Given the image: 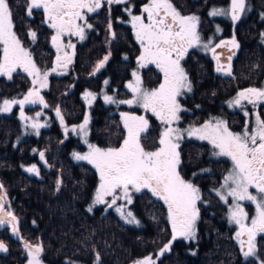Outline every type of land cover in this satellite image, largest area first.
Here are the masks:
<instances>
[{"label":"trees","instance_id":"1","mask_svg":"<svg viewBox=\"0 0 264 264\" xmlns=\"http://www.w3.org/2000/svg\"><path fill=\"white\" fill-rule=\"evenodd\" d=\"M259 1L258 5L262 7L264 3ZM172 2L184 12L197 11V6L201 5L195 0ZM27 3L28 0H10L15 32L24 43L28 41L29 31L36 32L32 53L35 61L46 67L53 59L50 31L42 23L40 10H33L31 17L27 15ZM115 9L113 4L106 5L103 11L97 13L101 33L78 46L70 72L50 77L43 95L49 112L54 111L55 116L59 108L61 116L69 120L77 121L80 118L83 112L80 90H95L98 87L97 78L101 75H93L92 72L105 56L109 57L110 76L115 82L116 75L125 80L133 68L136 46L130 39L129 28L117 21ZM109 22L112 24L111 30L108 28ZM208 23L203 18V24ZM260 31L256 16L235 25L241 48L235 58L233 80L216 76L207 58L205 60L193 52L189 54L194 71L191 75L193 95L203 102L192 98L186 103V111H183L185 119L195 122L204 120L214 115L220 97L227 94L228 88L237 91L245 86L255 87L261 82L264 53L259 41ZM143 75L146 81L158 80L154 70L149 69ZM29 84L28 78L21 72L14 73L10 80L0 76V98L23 93ZM203 105L205 110L190 111L192 106L198 108ZM93 111L92 140L102 148L120 145L126 134L118 115L109 114V107L99 101ZM262 112L264 117V110ZM226 118L233 126L242 123V117L237 113ZM51 120L55 122L52 116ZM60 130L58 122L52 123L51 128L42 129L36 139L28 137L14 146L20 123L13 113L0 115V184L9 194L12 214L18 221L15 232L9 230L10 225L0 226V241L7 247L6 252L0 253V264H24L30 256L26 245L37 244L43 245V264H133L148 256H152L157 264H256L242 260L238 240L219 217L212 216L204 207L196 241L188 244L182 240L172 241L170 251L163 256L158 253L171 241L165 219L166 209L160 200L146 191L137 195L133 202L139 225L124 223L114 212L105 211L102 207L89 212L86 205L96 187V173L90 166L71 160L74 141L66 139ZM155 130L156 127L152 125L151 130L143 135V144L149 147L156 145L158 137ZM208 152L206 145L193 141L184 142L181 146L182 173L187 174L202 166H210L215 171L198 174L199 185L217 180L214 177H219L218 169L225 167L224 162L208 157ZM40 153L46 155L43 159L48 167L42 162ZM30 165L38 169V174L27 171ZM202 189L206 192L207 188L203 186ZM212 200L218 206L217 200ZM258 248L264 259V240H259Z\"/></svg>","mask_w":264,"mask_h":264},{"label":"snow or ice","instance_id":"2","mask_svg":"<svg viewBox=\"0 0 264 264\" xmlns=\"http://www.w3.org/2000/svg\"><path fill=\"white\" fill-rule=\"evenodd\" d=\"M127 2L128 0H28L26 13L31 17L34 9L42 10L47 18L48 26L55 31L51 38L57 52L55 63L57 66L63 63V66L67 67L72 62V56L64 50L62 37L75 35L83 40L85 29L92 28V25L88 23V13H95L105 5ZM245 10L246 0H231L230 9L213 8L209 15H230L233 21H238ZM142 11L146 16L131 17L136 40L142 48L137 64L140 68L147 67L149 64L155 65L163 73V82L156 89L146 90L143 88L139 72L133 71L134 81L126 85L133 93V98L115 100L112 96L105 95L104 101L108 104L137 105L157 117L165 125L158 141L159 147L155 150H147L141 143V135L149 127V121L144 116L121 113L127 132L119 147L104 149L89 144L90 150L87 154L73 153V155L78 161H87L99 173L94 205L105 204L111 207L116 205L118 200H124L125 205H118L116 211L127 223L139 224L132 211H124V207L133 202V192L140 193L147 190L163 201L167 206V218L172 229L171 241L158 253L159 256H163L170 251L171 243L177 237L185 240L195 239L196 223L200 215L197 205L202 200L200 189L180 174L182 161L178 149L179 141L184 138V131L172 126L178 124L181 119L180 113L186 111L177 98L184 91H192V83L181 61L193 47L210 49L215 55L218 47L231 44L233 48H237L239 45L235 38L231 41L219 43L209 41L201 44V37L197 30L199 17L181 15L170 0H150ZM108 28L111 30V22ZM111 34L115 38V33ZM30 35L33 41L37 37L34 31L30 32ZM0 46L3 53L0 59V75H6L11 79L12 73L20 68L33 77L34 86L38 85L39 88L48 86L50 73L47 70L42 72L37 67L31 53L23 47L15 32L10 0H0ZM67 47L74 48L75 45L69 44ZM108 58V56L103 58L96 66L95 72L104 68ZM227 58L231 60V56ZM216 59L219 60V56H216ZM52 71H56V68ZM104 83L107 84L108 81ZM39 88L33 87L21 100H4L0 111L10 112L14 105H19L21 119H32L24 115L23 107L26 103H40L48 107L44 98L40 96ZM89 97L91 100L96 98L91 92L86 93V98ZM242 101H247L254 107L258 103H264V88L242 90L230 103L241 105ZM56 115L60 117V122L63 124L64 120L59 108L56 109ZM244 115L248 117L249 113L245 111ZM88 123L89 120L85 118L83 124L79 125L80 131L84 132L85 136ZM31 127L39 134V129L44 125L34 122ZM76 130L75 127L72 128V131ZM186 131L188 136L207 140L215 149H218L215 155L231 160L233 167L224 177L221 189L216 191V195L225 204L229 202V197L235 202L231 205L229 220L239 227L236 238L240 243L243 256L246 259L258 257L255 240L258 234L264 235V117L256 113L254 127L250 130L246 122L239 133L231 131L225 120L209 121L201 127H191ZM40 156L43 159L44 154L40 153ZM27 171L38 174L35 166L28 168ZM3 187V184H0V190ZM250 189H255V194ZM5 196L6 193L0 195V226L11 224L15 232L18 221L6 207ZM109 197L111 199H108ZM240 201H249L255 205L253 217L249 218V214ZM88 211H92V207H89ZM26 247L31 256L29 264H42L43 245H26ZM0 251H7L3 243H0ZM97 262H99V256H97ZM135 264H157V262L152 256H148L137 260ZM260 264H264V260H260Z\"/></svg>","mask_w":264,"mask_h":264},{"label":"rangeland","instance_id":"3","mask_svg":"<svg viewBox=\"0 0 264 264\" xmlns=\"http://www.w3.org/2000/svg\"><path fill=\"white\" fill-rule=\"evenodd\" d=\"M149 2H150V0L147 1L145 4L143 3L138 8H134L133 4L129 1V2H127V3L122 5V10L120 9V7L115 10L116 15L121 14V16L120 15L117 16V21L121 25H124V26L129 28V35L131 36V37L130 36L129 37H130L131 41L133 39V41L135 42V46H136V56H135V60L133 62V66H132L133 68L130 69L129 74H127V78L124 81V83H122V85L118 87V85H116V84H114V82H112L113 80L112 81H108V77L102 78V75L99 76V77H101V83H100V87L97 90V92L92 91L90 89H82V90H80V92H81L80 93V99H81L82 104H83V112H82L80 118L77 121L76 120L74 121V120H69L66 116L62 115L64 123H63V126H60V129H61L60 131H61L62 134L65 135L66 139H72V141H74V143H72V147H71V149H72L71 150V160L73 162H75V163H82V164H86V165L90 166L96 173L97 183H96V187H95L91 197L89 198V202L86 205L87 210L89 209V207H92V210L94 208H96V207H102V209H104L105 211L114 212L118 216V218L124 223H127V222L125 221V219L122 218L121 214L116 211V207L118 205H125L126 202L124 200H118L117 204L113 205L111 207H108L105 204H95L94 205L95 192H96V190L98 188V184H99V173L87 161H78V160H76L74 158L73 153H79L81 155L87 154L89 152V150H90L89 147H88L89 144H94L97 147H100L99 144L96 143L95 141H93L92 138H91V122H92V119H93V112H94L93 110L95 109V105H96L97 101L101 102L105 107H109V109L111 110L109 112V114H117L119 119H120V121H121V123H122V125H123V127H124V123H123V119L121 117V113H129V114H133V115H136V116H144L149 121V127H148V130L145 133H142V135H141V143L143 144V141H142L143 135H145L149 130H151V126L154 125V127H156L155 132L157 133V137H158L157 141H156V145L154 147H149V146H147L145 144H143V145H144V147L147 150H155L156 148L159 147L158 141H159V138H160V134L162 133L165 125H163L157 117L153 116L151 112H146L143 108H141V107H139L137 105L129 106L127 104H108V103H105V101H104V96L105 95H110L115 100H127V99H132L133 98V93L126 87V85L129 82L134 81V77L132 76V72L133 71H138L139 72V74L141 76V79L143 81V88L146 89V90L156 89L163 82V73L155 65L149 64L147 67L140 68L139 65L137 64L138 57L142 54V48H141L140 43L136 40L135 29L132 27L131 17L133 15H144V16H146V14L143 13L142 9ZM173 6L176 8L177 11H179L181 13V15H185V16L196 15V16H198L197 14H195V12L185 13L184 10H182L180 7H178V6L174 5V4H173ZM213 8L227 10V8H222V7H219L217 5H212V6H210L207 9V14L208 15H209V12ZM254 8L258 9V5H254V3L248 5V2H247L246 3V10H245V12L243 14H241L240 19H242L245 14H247L250 11H252ZM40 11H41V14H42V23H44L47 26V28L49 29V31H50V44H51V47L53 49V59H52V62L50 63V65L46 66V67H43V66L39 65L35 61L33 53H32V46H33L35 40L33 41L32 38H31V35H30V32H32V31H29L28 41L25 42V43L21 41V43H22L23 47L25 49H27L31 53V56H32L34 62L36 63L37 67H39L42 72L47 70L50 73L49 76H48V85H49V79H50V77L52 75H65V74L70 72V68H71L72 64L74 63V59H75V55L77 53L78 46L87 42L88 36L90 35L91 32H93L94 30L98 32V30H97L96 26L93 23V21H94L93 19L94 18H91L93 13H88L87 14L88 23H90L92 25V28H90V29L86 28L85 29V34H84V39L83 40H81L79 37H77L75 35H65V36L62 37L63 44L65 45V49L64 50L67 51L72 56V62L69 63L67 65V67H64L63 63H61L60 66H57L56 63H55L57 52H56V48L53 46L52 40H51L52 36L55 34V31H54V29H52V28H50L48 26V22H47L46 16L43 14L42 10H40ZM253 12L254 11H252V13ZM256 13H257V11L255 12V14H253L254 17L256 16ZM209 16L212 17V18H217L218 16H221V18H223L224 22H223V24L222 23L220 24V23H218V21H214L211 31L208 33V35L207 34L204 35V34H202V32L200 30L201 18L198 16L199 17V24H198V29L197 30H198V33H199V35L201 37V44L207 43L209 41H211L213 43H218L220 40H222L224 38H228V37H226V35H228V32L231 31V30L229 29L228 24H227L226 28H224L223 25L225 24V22L229 21L232 24V26H234L233 23L237 22V21H233L231 19L230 15H217V17L216 16H211V15H209ZM145 22H147V21H145ZM232 26L230 25V28ZM229 34L231 36L230 39L235 38V41L240 46V41H239L240 39H238L236 37V33L234 31H231ZM262 34H264V26L261 28L260 34H258L259 35V41H260V43L262 44V46L264 48V35H262ZM69 44L75 45V47L74 48L67 47V45H69ZM0 48H1V57H0V59H2V55H3L2 46H0ZM191 52L200 53L201 55H203L205 60H206V58H207V60H210L211 53H212V51L210 49H205V48L200 47V46L193 47V48L189 49L188 53L186 54L184 59L181 61V65L184 68L186 74L189 77V80L192 83V91L191 92L184 91L183 94L177 98L178 102L180 103V105H181V107L183 109L186 106V103L184 102L185 98H187L189 95H193V93H194V91H193L194 90V86H193L194 84H193V82L191 80V75H190V73L188 71V66H190L189 65V54ZM61 55H62V53H61ZM102 60H100L98 62V64ZM53 68H56V71H52ZM148 68H154L156 70V72L158 73V77H157L158 80L146 81V76L144 77L143 73L148 71L149 70ZM94 71H95V69H94ZM16 72L23 73L28 78L30 84H29L28 88L23 93H19L18 92L17 94H15L13 96H10V97L6 96V98L4 97L2 99L0 98V108L3 107V101L4 100H13V99L21 100V99L24 98V96L27 95V93L30 90L33 89V87L39 88L38 85H35V86L33 85V82H32L33 81V77L29 76L28 73H26L22 69L18 68V69H16V71H14L12 73V75L14 73H16ZM99 72H97V74ZM0 76L4 77L6 80H10L6 75H0ZM105 81H108V83L105 84L104 83ZM255 87L264 88V78ZM47 88H48V86L45 87V88H39L40 96H42L43 98H44L43 93H44V91ZM88 92L93 93L96 98L94 100H91L90 97L86 98V93H88ZM90 100H91V103H89ZM231 101H232V98L229 100V105L234 106L235 109L237 110V112L242 117V123H240L237 126H233L227 120V118L225 116H218V115H212V116H209V117L205 118L204 120L197 121V122L192 121V120L188 121L187 119H185V116L183 115V111L180 113L181 119L178 122V124H173L172 125L173 127H178L179 129L184 131V138L181 141H179L180 148L178 149V151L181 154V160H182V153H181L182 143L187 142V141H193V142H196L198 144L206 145V148L209 149L208 157H210L211 159H214V160L221 161V162L225 163V167H223L222 170L218 169L219 173H220L219 177H218L219 179L214 175L215 176L214 178H216L217 180H215V179L211 180L212 182L215 181V183L208 182V184L205 183V184H202V185H199L197 183V175L198 174H200V173H209V174H211V173L215 172L214 169H212V167H210V166L198 167L195 170L188 172L187 174L182 173L181 170H180V174L184 177V179L191 181L192 183H194L200 189L201 197H202V200L200 202H198V205H197L198 208H199L200 215H199V218H198L197 223H196V237H195V239L185 240V239H183L181 237H177V239H176V240H182V241H184L187 244L190 243V242L196 241V239H197V234H198V231L200 230L199 221H200V217H201L202 207H204L207 211L211 212L212 216L219 217L221 222H222V224L224 226H226L231 231L232 236L237 240L236 232L239 231V227L237 225H235L234 223L230 222V220H229L230 208H231V205L233 203H235V202L232 200L231 197H229V202L227 204H225L219 198V196L216 195V191L221 189L224 177L228 174V172L233 167L232 162L227 157H222V156L215 155V153H217L219 150L215 149L207 140H200V139H197L194 136L190 137V136L187 135V131H186L187 129H189L191 127H201L203 124H205V123H207L209 121L215 122L216 120H225V121H227L229 129L231 131H233V132H237V133L241 132L242 129L245 127L246 122H247V126L251 130L254 127V125H255V114L256 113L260 114V106H262L263 103H258L255 107L252 104H246L244 102L241 103V105H239V106H235V105L230 103ZM44 102H45V98H44ZM23 111H24V115L26 117H30L32 119H28V120L21 119V117H20V106L19 105H14L10 112L0 111V115H10L11 113H13L15 115V118H17L19 123H20V131H19V134H18V136L16 137V139H15V141L13 143L14 146H17L20 141H22V140H24V139H26L28 137L31 138L33 136L36 139V137L39 136L40 131L42 129H50L52 123L58 122V120H60V117H58L57 115L55 116L54 111L49 112L48 107H44V105L40 104V103H36V104H27L26 103L24 105V107H23ZM245 111H247L249 113L248 117H246L244 115ZM37 114H39V115H37ZM50 115L52 116V118L55 119V122H53V120H51V116ZM85 118H87L89 120V123L86 126V131H87V135L86 136L84 135V132L80 131V129H79V125L83 124ZM34 122L44 125V127H41L39 129V134H37L36 130L31 127L32 123H34ZM74 127L77 129L75 132L72 131V128H74ZM152 131H154V130L152 129ZM126 132H127V130L125 129V134H126ZM85 141H87V143H85ZM121 144H122V142L120 143V145ZM120 145H118L117 147H119ZM100 148H102V147H100ZM104 149H106V148H104ZM41 151L42 150H40V152ZM44 157L46 158V155H44ZM33 166L34 165H30V168L33 167ZM37 171H38V169H37ZM30 173H33V172H30ZM203 186L204 187L206 186V188H207L206 192L203 191V189H202ZM143 191H146L148 194L152 195L147 190H143ZM250 191H252L255 194V189H250ZM203 192H205L207 195H205ZM4 193H6V196H5L6 207L8 209H10V211L12 212V207L10 205L11 201H10V197H9V194H8L6 188H3L2 190H0V195H3ZM140 193H135V192L132 193V201L133 202H134L135 197L137 195H139ZM211 197L215 198L217 200L218 206H215L216 204L213 202ZM108 199H111V198L109 197ZM133 202L130 205H127L126 207H124V211L125 212L132 211L133 215L139 221V219L137 218V216H136V214L134 212V209H133ZM161 202L163 203V201H161ZM240 203L244 207L245 211L249 214V218H251V217H253L255 215V205H253L249 201H240ZM163 205H164V207L166 209L165 219H166L167 225L169 227V231H170L171 238H172L171 223H170V221L167 218V206L164 203H163ZM215 208L216 209L219 208V211H216ZM89 212H91V211H89ZM9 219H11V218L9 217ZM127 224H129V223H127ZM139 224H129V225H139ZM6 225L7 226L10 225V226H8L10 231L13 230L11 224H6ZM259 240H264V235L258 234L257 237H256V240H255V244H256V247L258 249V257H249L247 259L243 256V252L241 250V246H240V243H239L240 250H241V257H242L243 261H251V262H254L256 264H260V260H264L261 257L260 253H259V248H258ZM30 260H31V256H29L24 261V264H29ZM42 264H43V261H42ZM133 264H135V263H133Z\"/></svg>","mask_w":264,"mask_h":264},{"label":"flooded vegetation","instance_id":"4","mask_svg":"<svg viewBox=\"0 0 264 264\" xmlns=\"http://www.w3.org/2000/svg\"><path fill=\"white\" fill-rule=\"evenodd\" d=\"M129 1L133 4L134 8H138L143 3L145 4L149 0H128V2ZM195 1H196V3H198V5H199V3H201V5L197 6L198 7V10L197 11L196 10H193V11H190V12H195V14H197L201 18L200 30H201L202 34H204V35H206V34L208 35V33L211 31L212 25H213V22L214 21H218V23H220V24L221 23L223 24V22H224V20H223V18H221V16H218V17L216 16L217 18L210 17L207 14V9L210 6H212V5H217L219 7L227 8V9H230V7H231V0H205V1H203V0H195ZM202 1H203V3H202ZM257 1L258 0H246V3L248 2V5H250L252 3H254V5H258V2ZM170 2L173 3L172 0H170ZM259 2L260 3L261 2L264 3V0H260ZM122 5L123 4H114V6H115L116 9L120 7L121 10H122ZM102 8H100L99 11L93 13V15L91 17V18H94L93 19L94 20L93 23L96 26L98 32L95 31V30L93 32H91L90 35L88 36V40L87 41H89L90 39H92L93 37H95L96 34H100L101 33L99 31V26L97 25L98 24V19L96 18V16H97V13H100L101 11H103ZM252 11H254V12L252 13ZM252 11L248 12L247 14H245L243 16V18L240 19L237 22H241V21H244V20H251L252 19L251 17H253V14H255V12L257 11V13H256V20L259 22V27L262 28L264 26L263 25L264 24V19H263L264 18V5H262V7H261V5H258V9L257 8H254ZM185 13H188V12H185ZM118 15L121 16V14H118ZM203 18H206L209 21V23L207 25H204L203 24ZM237 22L236 23H233L234 26H232V24L228 21V22H225V24L223 26H224V28H226V26L228 24L229 29L231 31H234L235 32V25L237 24ZM230 25L232 26L231 28H230ZM231 31H229L228 32V35H226V37H228V38H224V39L220 40L219 42L225 41V40L231 41L232 39H230L231 36L229 34ZM132 43L135 44V42L133 41V39H132ZM240 48H241V46L235 48V53H234V55L232 56V58H231V60L229 62V67H228V70L226 72H222V71L218 70L217 61H216V59H215V57L213 55V52L211 53V58L209 60L210 61L209 63L211 64L210 65L211 66V69L213 70V72H214V74L216 76L225 77V78L232 79V80L234 79L233 72H234V67H235V58L237 57ZM262 50H263V53H264L263 46H262ZM197 54L198 55H201L200 53H197ZM201 56L203 57V55H201ZM189 65L190 66H188V71H189L190 75H193V73H194V71H193V64L190 61V55H189ZM149 69L154 70L156 72V70L154 68H149ZM92 73H93V75H98V74L99 75H102V78L108 77V81L114 80L113 77L110 76L112 74H111V69H110V66H109L108 62L105 63L104 68H102L101 71L98 74L95 71H93ZM128 74H129V72H128ZM126 78H125V80H126ZM263 78H264V73H263L262 79ZM97 79H98V87L95 90L90 89V90L95 91V92H97V90L100 87V83H101V77L100 78H97ZM262 79H261V81H262ZM115 80H116V82L115 81H112V82H114V84L118 85V87L121 86L122 83H124V81H125L119 75H116ZM245 88H257V87H252V86H248L247 87V86H245V87L239 88L237 91H235L234 89L228 88L227 94L222 95V97H220L221 100L217 103L216 109H214V113L213 114L214 115H218V116H225V117L232 116V115H234L236 113L239 114L237 112V110L235 109L234 106L229 105V100L231 98H232V100L235 99V97L238 95V93L240 91H242L243 89H245ZM85 89H89V88H85ZM192 98L195 101L198 100L200 102H203L202 99L200 100V99H198L196 97L194 98V95H189L187 98H185L184 102L185 103H189L192 100ZM243 102L246 103V104H249L247 101H242L241 103H243ZM235 106H239V105H235ZM191 109L192 110L196 109V112H200L202 110H205V107H204V105L202 107H198V108L192 106L190 108V111H191ZM263 110H264V103H263L262 106H260V115L262 117H263V112H262ZM46 167H48V166H46Z\"/></svg>","mask_w":264,"mask_h":264},{"label":"water","instance_id":"5","mask_svg":"<svg viewBox=\"0 0 264 264\" xmlns=\"http://www.w3.org/2000/svg\"><path fill=\"white\" fill-rule=\"evenodd\" d=\"M225 41H229V40H225ZM234 53H235V48H233L231 46V44H227L224 47L216 48V53H215V55L214 54L213 55H214L215 59H216V56H219V60L216 59V61H217V67H218V69H220V71L226 72L228 70L230 60H228L227 57L231 56V58H232ZM245 89H247V88H245ZM245 89H243V90H245ZM58 123L60 126H63V124H61L60 120H58ZM42 162L45 163L46 166H48V164L46 163V161L44 159L42 160ZM245 239H246V237H245ZM0 243H2V242L0 241ZM5 247H6V245H5ZM4 252H6V251H0V253H4Z\"/></svg>","mask_w":264,"mask_h":264}]
</instances>
